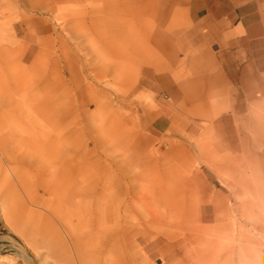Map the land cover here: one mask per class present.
<instances>
[{
  "label": "rangeland",
  "instance_id": "374dc122",
  "mask_svg": "<svg viewBox=\"0 0 264 264\" xmlns=\"http://www.w3.org/2000/svg\"><path fill=\"white\" fill-rule=\"evenodd\" d=\"M188 23V0H0V180L24 172L18 187L37 211L17 232L0 212V264H60L62 198L231 199L243 215L220 213L224 238L215 218L203 222L212 228L203 237L231 245L238 217L244 264H264V76L216 81L199 105L201 59L181 43ZM158 61L190 97L141 91L144 66ZM164 115L170 127L152 133ZM184 228L151 226L126 259L196 264L204 242L175 258L156 252L191 233Z\"/></svg>",
  "mask_w": 264,
  "mask_h": 264
},
{
  "label": "bare ground",
  "instance_id": "6f19581e",
  "mask_svg": "<svg viewBox=\"0 0 264 264\" xmlns=\"http://www.w3.org/2000/svg\"><path fill=\"white\" fill-rule=\"evenodd\" d=\"M138 4L142 10L146 8L143 1ZM0 146H7L3 138H0ZM150 169L151 174L157 170L155 165ZM148 175L155 183L160 182L158 175L154 179ZM2 177L0 212L8 227L17 232L19 227H26L37 216V211L32 207L36 205V199L29 194L23 198L20 193L18 186L26 188L27 175L24 172L10 169V175L5 171ZM206 201L199 206L194 204L192 198H62L56 207L64 220V233L63 236L59 235L60 240L62 238V255L57 261L60 260V264H132L126 259L129 251L139 246L151 226H162L169 230H184L185 226H189L190 234H184L182 240L169 243L156 252H160L163 259L168 256L175 258L180 251L188 254V246L194 240L198 245L203 246L200 242L205 245L197 251L201 257L197 256L196 264H244V238L238 217V228L232 236L231 245L222 243L221 246L220 240L203 237L204 232L212 229L203 222L215 218V222L224 227V233L217 238H224L227 223L221 222L220 213L237 212L241 216L243 206L240 203L230 204L232 200L228 201L227 198H209ZM34 242L38 241L35 239ZM217 242L221 247H217Z\"/></svg>",
  "mask_w": 264,
  "mask_h": 264
},
{
  "label": "crops",
  "instance_id": "0c3cea01",
  "mask_svg": "<svg viewBox=\"0 0 264 264\" xmlns=\"http://www.w3.org/2000/svg\"><path fill=\"white\" fill-rule=\"evenodd\" d=\"M188 13V29L182 36L186 42L181 43L190 44L196 58L201 59L196 67L199 76L193 79L202 86L197 89L199 105H208L216 81L229 85L234 80L246 82L248 74L255 79L264 76V0H188ZM165 68L160 61L147 62L140 78L141 91L159 94L168 87L166 99L190 97L180 92L177 84L173 88L168 83L163 77ZM193 99H188L190 105ZM170 125V118L164 115L153 120L149 128L161 134Z\"/></svg>",
  "mask_w": 264,
  "mask_h": 264
}]
</instances>
